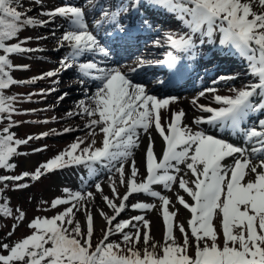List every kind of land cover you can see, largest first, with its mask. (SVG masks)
<instances>
[{
	"label": "snow or ice",
	"instance_id": "snow-or-ice-1",
	"mask_svg": "<svg viewBox=\"0 0 264 264\" xmlns=\"http://www.w3.org/2000/svg\"><path fill=\"white\" fill-rule=\"evenodd\" d=\"M36 2L43 4V0ZM88 4L99 11L93 26L88 19L89 9L74 0H65L60 6L39 13L48 19L20 11L14 0H0V122H8L0 129V169L14 170L17 165L12 162L13 158L27 155L18 151L20 146L50 135L44 132L17 138L11 129L22 123L13 119L19 111L16 105L20 98L6 94V90L18 84L58 78L73 68L77 76L69 82V88L76 83L83 85L87 79L99 82L93 95L80 100L76 109L67 113L69 117L89 118L84 127L90 131L84 137H78L33 172L0 175V183L16 182L14 188L24 190L31 186L24 182L25 178L39 181L45 175L73 166L87 170L80 190L64 188V196L51 202L41 201L42 204L50 203L52 209L65 206L63 211L52 217H35L28 224L29 235L9 243L0 242V264H264V119L249 123L253 114L264 115V0H111L106 5L88 0ZM142 7L161 9L187 27L189 31L183 35L166 33L164 43L187 54L188 60L197 54V38L200 45L205 43V38L208 43L215 44L218 34L219 46L246 62L247 71L256 78L255 82L231 88V95H220L215 85L238 78V74L221 75L212 80V87H205L191 101L207 114L197 116L193 121L195 125L206 124L209 129L239 135L243 145L211 134L205 128L194 130L184 123L186 113L183 109L172 111L170 108L179 97L160 98L151 93L147 84L134 80L135 74L153 63L174 68L182 58L180 55L169 51L164 60L153 62L139 57L135 66L113 67L101 66L102 62L95 58L84 59L97 55L105 60L110 58L112 47L102 40L110 39L112 32L105 26L122 37L131 38L133 29L123 21L139 13ZM57 18L64 21L59 27L65 30L57 38L56 50L68 49L58 67L28 80L15 78L14 70H29L30 65L15 63L14 55L43 51L25 46L33 38L20 39V32L28 26H47ZM152 27L151 21L141 14L140 30L151 31ZM51 35L55 36V31ZM153 44L161 46V40L156 38ZM157 83L163 85L164 81L161 79ZM56 90L41 89L38 94L46 95ZM206 94H211L219 106L199 103ZM32 95L26 99L31 100ZM68 95V91H64L58 100ZM162 112H171V116H162ZM153 128L164 142L159 159L151 138ZM72 131L73 127H65L61 132L53 130L56 135ZM141 132L148 134L147 175L138 179L134 149L140 147ZM98 134H102L99 145L95 139ZM46 149L47 145L32 151ZM229 158L231 163L227 162ZM126 165L130 168L127 177ZM102 170L114 174L109 177L113 197L103 195V201L113 214L100 211L106 226L101 229V238L94 243V218L87 205L95 199L96 193L86 189L88 181ZM115 174H118V182ZM118 184L126 186L122 196ZM154 185L168 190L178 185L190 197L191 203L177 194L178 203L190 212L187 228L177 221L178 210H170V198L156 191ZM94 187L96 192L103 193L101 182H95ZM3 193L4 189L0 188V216L13 217L10 199L5 200ZM139 193L160 201L159 211L165 226L162 241L151 235V221L145 215L117 221L128 207L129 197ZM131 207L148 212L155 210L157 205L137 202ZM81 210L86 213L83 226L76 216ZM16 211L15 221L23 222L26 213L20 209ZM16 227L14 223L7 236H12ZM177 230L180 237L176 235ZM117 234L121 240H112Z\"/></svg>",
	"mask_w": 264,
	"mask_h": 264
},
{
	"label": "rangeland",
	"instance_id": "rangeland-1",
	"mask_svg": "<svg viewBox=\"0 0 264 264\" xmlns=\"http://www.w3.org/2000/svg\"><path fill=\"white\" fill-rule=\"evenodd\" d=\"M63 2H65V0H43V4L41 5L40 3H37L36 0H14V3L18 4L20 11L27 12V14L30 16H37L39 19H48V17L39 15L42 10H48L56 6H60ZM74 2L82 4L89 9L88 19L90 22V26H93L94 20L99 18L98 9H91V6L88 4V0H74ZM93 2L96 4L106 5L107 3L111 2V0H105L104 2H102V0H93ZM125 2H127V0H125ZM29 8H31V11H28ZM156 10H158L156 16H153V14L155 13L154 11L150 12V9L144 7H142L141 12H139V15H145L147 13L146 17L151 21L153 25L152 30L147 31V33L150 34V38L147 39L146 42H143V46L141 48V50H144L142 54L144 56H128L124 57L123 59H118L112 53L111 57L107 60H105V58L100 55H97L95 57L86 56L84 57V59L95 58L102 62L101 66L113 67L118 65L135 66V62L139 57L153 62L164 60L169 51L173 52L174 55H180L182 58L185 57L187 54L180 53L179 50L172 49L168 44L164 43L166 39L165 34L168 32H172L179 36L187 33L189 30L174 15L166 13L161 9ZM132 19L133 16H129L128 19L123 22L130 24ZM139 22L140 19L137 20V23ZM62 24H64V21L60 18H57L54 23H50L47 26H28L20 32V39H23L25 37L33 38L25 46L40 48L43 49V51H36L24 56L14 55L12 59L15 63H25L30 65L29 70H14L13 76L15 78L28 80L33 76L39 75L42 72L49 71L58 67L60 59L66 54L68 49L64 48L56 50L57 38L61 35L52 36L51 33L53 31H55V33H63V31L65 30L64 27H59V25ZM40 34H43V36L47 37V39L49 40L45 41L42 44H39L37 37ZM101 35H103V32L101 33ZM156 38H159L161 40V46H155L153 44V40ZM218 38L219 35L217 34L215 39L217 40ZM107 39L108 37H105V39L102 40V43H109ZM196 42L199 45L196 56H200V52L202 54L207 53L210 48L212 50V48H214L216 45V43H208L206 38L203 45L199 44L198 38L196 39ZM218 55L219 54H214L213 58H217ZM231 58H233L232 55ZM226 59L221 60L223 61V64L225 63V66L221 64V67L219 68H217V65L220 60H209L208 62H206V64L203 65L205 66L203 69H200L199 65H197L196 62L190 64L187 63L186 66H196L197 70H199L200 72H197V74L193 77L192 83L190 84L194 85V87L188 90V92H200L203 91L205 87H212V80L221 75L238 74V78L230 81H221L220 83L215 85L220 95H231L232 93L229 90L231 88H239V86L245 85L246 78H248L250 82L256 81V78L253 77L245 68V66H247L246 62L241 57L238 56L237 59L229 63ZM233 62L237 63V65L241 68V71L230 67V63ZM179 68V63H177L174 68H169L167 65L153 63L152 66L145 67L138 74H135L133 78L136 82L147 84L151 93L157 95L160 98L168 95L178 96L186 94V91L172 90L166 88V86H169L171 81H173V78L174 76H176V72ZM149 69L151 70V72L147 73ZM244 69L245 72L243 71ZM76 76V69L73 68L71 70L63 72L58 78L38 80L34 84H18L6 90V94L17 95L20 98L18 99L16 105L19 111L17 114L13 115V119L22 123H19L11 129V131L17 134V138H26L30 135L37 136L44 132H49L50 135L41 139H34L30 141L28 145L20 146L18 151L22 153L26 152L27 155L14 157L12 162H14L17 167L11 171L7 169H0V175H18L23 171L33 172L41 163L52 158L54 155L58 154L60 151L68 147V145L74 142L78 137H84L86 133L90 131L89 129L84 127L85 123L89 119L87 116L69 117L67 113L69 111L75 110L76 105L80 100H86V97L93 95L99 82L87 79L85 80L83 85L76 83L72 88H69V82L73 81ZM57 79L59 80V83H56ZM161 79L164 81L163 85L157 83V81ZM236 80H239V84H236ZM227 87H230V89L224 91V88ZM50 88H56L57 90L46 95L38 94L41 89ZM64 91H68L69 95L63 100H58V97H60ZM29 94H33L31 100L26 99ZM257 115L260 116L259 113ZM53 117H55V120L52 119ZM258 119H260V117ZM7 123V120L0 122V129L5 127ZM65 127H73L74 131L63 133L60 135L54 134L53 130H55V132H61ZM199 128H205L206 130H209L211 134L218 135L220 138L229 140L234 144L243 145V140L239 135H236V140H233L231 138L232 134L230 132H219L217 129H209L207 126L201 127V125H195V127L193 126L194 130H198ZM100 136H102V134H98L95 139L98 140ZM154 140L153 142L155 146L156 142ZM45 145H47V149L45 151H32L33 149L41 148ZM140 147L134 149V159L136 160V163L137 158L135 156V153L140 149ZM229 160V163H231V158ZM125 167L127 177V175L130 173V168L128 165H126ZM181 168L183 169L184 166L181 165ZM112 175L114 174L109 173L107 170H102L97 177L88 181L86 190L96 193L95 199L89 202L87 205L94 218V243L99 238H101V229H103V227L98 225L97 220L102 219L105 222L104 218L100 215V211L102 210L109 215L113 214L112 209H110L103 201V195H107L110 198L113 197L109 179V177ZM86 176V169L73 166L68 169L58 170L56 172L45 175L39 181H33L25 178L24 182L29 183L31 186L24 190H16L14 188V184L16 182H8L7 187H5L4 184H0V187H5V193L10 197V206L13 209V217H7L0 227V242L9 243L12 241H16L26 235H29L31 233V229H29L28 224L35 217H52L53 215H56L57 213L63 211L65 206H58L56 209H52L50 207V203L42 204L41 201L51 202L56 197L64 196V188L80 190L81 179ZM115 177L118 182V174H115ZM97 181L102 183V194L96 192V189L94 187V183ZM154 189L156 191H160L163 195H166L170 198V200L172 201L170 210H178L176 219L178 222L184 223L185 227L187 228V221L190 219V212L178 203L177 194L184 196L185 199L189 201V203L192 202L190 197H188L183 190L179 189L178 185H173L171 190L164 189L162 185H155ZM125 190V185L118 184V191L121 196L125 193ZM137 202L153 203L157 205V208L152 211L141 212L140 210H135L131 207ZM127 205L128 207L124 212L120 214V216L117 218V221L127 220L136 215H145L146 218L151 221V235L155 240L162 241L163 238L159 239L158 236H155L153 230V225L155 224L154 222L156 218L162 220V216L159 211L160 201L157 198L148 196L147 194L139 193L130 196L129 200L127 201ZM17 209L23 210L26 213V219L23 222L18 223L14 219L15 215H18V212L16 211ZM76 216L83 226L86 220L85 211H78L76 213ZM14 223H17V227L14 231V234L9 237L7 236V233L9 231H12V225ZM104 224H106V222ZM176 235L180 237V233L178 230L176 231ZM111 239L119 241L121 240V236L117 234L112 236Z\"/></svg>",
	"mask_w": 264,
	"mask_h": 264
},
{
	"label": "bare ground",
	"instance_id": "bare-ground-1",
	"mask_svg": "<svg viewBox=\"0 0 264 264\" xmlns=\"http://www.w3.org/2000/svg\"><path fill=\"white\" fill-rule=\"evenodd\" d=\"M105 0H102V2H104ZM134 29V28H133ZM41 33V32H40ZM62 34V32H58L56 33L55 36H60ZM146 34H142L136 38L133 39L132 41V45L131 46H123V48L119 47V46H115V48H112V53L116 54L114 55L115 57H117L118 59H123L124 57H128V56H140L143 54V49L141 50L142 46H143V42H146L147 39H149V36H145ZM38 37H45L43 36V34H40ZM39 44L44 43L45 41H48L49 39H37ZM123 42V41H122ZM214 52H212L211 54H219L220 56H224L227 53L231 54L233 58H230L231 61L235 60L238 58V55L229 52L227 49L224 48H220L219 44H218V40L216 41V46L214 48ZM144 56V55H142ZM211 57V55H206L203 54L200 58V62L203 63L207 61V59ZM219 66L221 65V61L218 64ZM225 66V64H224ZM201 69H203L205 66L202 67L201 64ZM230 67H232L233 69H237L238 71H241V68L237 65V63H230ZM245 68L247 69V67L245 66ZM150 70V69H149ZM245 72V69L243 70ZM151 72V71H149ZM176 78V77H175ZM176 80L180 83H183L182 80H185L186 84H184L183 86L180 87H172V86H167L166 88L168 89H172V90H182V91H186V94H182V95H178L177 97H179V100L177 103L173 104L170 106L172 111L178 110V109H183L186 113L185 119H184V123L188 124L191 127H195V124L193 123L194 119L197 116H201V115H207L206 113H202L195 105H193L191 103L193 97L198 96L199 92H188V90H190V81L188 80L186 73L182 72L180 77H177ZM239 80H236V84ZM250 82V80L248 78H246L245 83L248 84ZM242 86H239V88ZM228 89H230V87L224 88V91H227ZM199 103H203V104H211V106L213 107H218L219 105H217L215 103V101L212 99V95L211 94H206L204 97H201L199 99ZM162 116H171V112H162ZM264 116V115H260ZM264 119V118H263ZM256 120V119H255ZM252 120V121H255ZM258 120V119H257ZM163 122V121H162ZM202 126H207L206 124H202ZM209 128V126H207ZM151 132V138L152 140H154L156 142L155 146H154V151L157 153V158L159 159L162 156V150L164 147V142L162 140V138L160 137V135L156 132V130L153 128L150 130ZM102 136L99 137V139L97 140L98 145L101 141ZM154 138V139H153ZM148 144V134H145L143 132H141V147L140 149L135 153V156L137 158V167H139V176L138 179H142L144 177H146L147 173H146V165H145V150H146V146ZM230 159V158H229ZM228 159V163L230 162V160ZM190 178V177H187ZM52 188V187H51ZM190 217V216H189ZM98 225L105 228L106 224H104L105 222L102 219H98L97 220ZM155 224L153 225V230H154V235L158 236L159 239L163 238L164 236V231H165V226L162 222L161 219L156 218Z\"/></svg>",
	"mask_w": 264,
	"mask_h": 264
},
{
	"label": "trees",
	"instance_id": "trees-1",
	"mask_svg": "<svg viewBox=\"0 0 264 264\" xmlns=\"http://www.w3.org/2000/svg\"><path fill=\"white\" fill-rule=\"evenodd\" d=\"M4 175V174H3ZM8 182H4V183H0L1 185L2 184H7ZM0 188H3V189H5V187H0ZM3 196H4V199L5 200H9L10 199V197L5 193V190H4V193H3ZM6 219V217H3V216H0V227H1V225H2V223H3V221Z\"/></svg>",
	"mask_w": 264,
	"mask_h": 264
}]
</instances>
